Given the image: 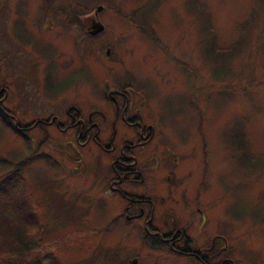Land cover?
Instances as JSON below:
<instances>
[{
    "label": "rangeland",
    "instance_id": "rangeland-1",
    "mask_svg": "<svg viewBox=\"0 0 264 264\" xmlns=\"http://www.w3.org/2000/svg\"><path fill=\"white\" fill-rule=\"evenodd\" d=\"M66 1L79 17L105 6L99 14L105 30L64 37L47 21L41 0H0L9 68L25 60L37 69L33 100L18 99L16 85L4 106L20 122L30 121L46 115L48 94L66 79L74 82L67 86L72 94L78 89L93 98L96 76L133 78L156 134L163 130L183 151L192 178L195 164L207 160L212 236L223 235L238 261L264 264V0ZM133 11L136 27L124 21ZM144 26L152 28L147 36ZM4 74L0 70V84ZM82 77L88 90L75 83ZM197 114L204 117V141L192 137ZM26 134L29 139L0 120V185L6 186L0 194L11 210L6 197L20 187V207H31L39 221L31 231L41 257L53 252L57 264H128L141 248L138 264H185L170 254H149L135 224L105 229L112 200L95 176L105 160L97 146L80 147L53 127L46 136L39 128ZM67 154L81 156V163ZM7 226L0 220L1 239Z\"/></svg>",
    "mask_w": 264,
    "mask_h": 264
},
{
    "label": "flooded vegetation",
    "instance_id": "flooded-vegetation-1",
    "mask_svg": "<svg viewBox=\"0 0 264 264\" xmlns=\"http://www.w3.org/2000/svg\"><path fill=\"white\" fill-rule=\"evenodd\" d=\"M41 1L40 9L47 21L54 22L53 27H57L61 36L72 38L73 30L81 37L84 33L97 36L105 30L97 35L90 34L93 24L103 23L99 14L105 6L98 13L85 12L79 17L77 13L69 12L70 3L66 0L64 3L62 0ZM134 13H127L124 17L128 26H137L133 21ZM143 31L147 36L149 31ZM4 38L2 30L0 70H4L5 74L0 84V111L13 122L16 120L15 128L21 132L39 128L48 133V128L53 127L61 134L74 137L80 147L97 146L105 160L97 164L95 174L98 176H95L112 200L109 220L113 224L125 221L128 225L139 227L141 242L147 246L149 254H170L183 258L185 264H244L228 253V243L223 235L212 236V198L206 183L210 173L207 160L203 156L201 161L194 163L197 171L192 178V167L184 162L183 151H179L174 142L164 136L163 130L156 134L151 116L143 111L144 99L133 78L128 82L120 76L112 81L96 76L92 87L93 98H88L78 89L72 94L67 86L74 82L66 79L59 89L53 88L48 94L45 116L20 122L14 111L5 107L4 103L15 96L13 86L16 85H19L18 99L26 101V104L28 100H33L31 82L35 83L37 69L25 60H17L11 70L12 55ZM82 78L75 83H84V90H88L87 80ZM197 115L196 132L192 137L204 141V134L200 131L204 117ZM67 157L74 164H80L82 160L81 156L67 154ZM141 259L139 248L126 261L138 264Z\"/></svg>",
    "mask_w": 264,
    "mask_h": 264
},
{
    "label": "trees",
    "instance_id": "trees-1",
    "mask_svg": "<svg viewBox=\"0 0 264 264\" xmlns=\"http://www.w3.org/2000/svg\"><path fill=\"white\" fill-rule=\"evenodd\" d=\"M135 11H137V9ZM144 29L148 30L152 28L144 26ZM232 46L236 45L233 44ZM0 120L15 133L25 137L26 139H29L26 132H21L15 128L13 120L7 118V116H5L2 111H0ZM44 135L46 136L47 133ZM35 147L37 149V146ZM5 187L6 186L4 184H1L0 192ZM18 193L21 195L20 187H17V189L14 190L11 195H7L6 197L12 200V204L14 205L11 210H9V206L11 205L6 204L7 201H5V199H3L0 194V220L3 221L6 218L8 221L7 230L5 232L7 233V236L3 239L0 238V264H57V260L53 252H48L42 257L40 252H35L38 242L34 240L31 229L32 227L38 225L39 221L31 207L27 206L24 209L20 207L21 199H19L20 195H18ZM112 225L115 224L109 220L108 226L110 227L105 229L107 230L112 228Z\"/></svg>",
    "mask_w": 264,
    "mask_h": 264
},
{
    "label": "water",
    "instance_id": "water-1",
    "mask_svg": "<svg viewBox=\"0 0 264 264\" xmlns=\"http://www.w3.org/2000/svg\"><path fill=\"white\" fill-rule=\"evenodd\" d=\"M103 9V6L102 5H99L97 8H96V11L95 13H98L99 11H101ZM105 28V26L101 23V22H97L95 24H93L92 26V30L90 31V34L92 35H97L98 33H100L101 31H103ZM110 53V48H107L106 50V54L109 55ZM15 125H17V122H15Z\"/></svg>",
    "mask_w": 264,
    "mask_h": 264
}]
</instances>
